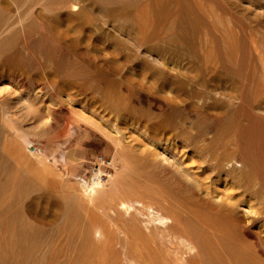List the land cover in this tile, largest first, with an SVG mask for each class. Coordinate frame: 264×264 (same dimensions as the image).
Wrapping results in <instances>:
<instances>
[{
  "label": "rangeland",
  "instance_id": "obj_1",
  "mask_svg": "<svg viewBox=\"0 0 264 264\" xmlns=\"http://www.w3.org/2000/svg\"><path fill=\"white\" fill-rule=\"evenodd\" d=\"M43 1L39 3L37 10H40ZM228 1L231 2L189 0L196 14L206 16L211 26L212 22L217 23L215 24L217 29H212L205 24L201 26L200 31H197L195 40L200 48L199 53H205H203L204 56L201 55L202 57L207 54L205 48L224 44V42L221 43L223 39L226 41L230 39L229 46H232V40H234V46L240 47L237 49L238 58L245 52L242 59L245 63L243 66L240 64L243 73L241 75L239 72L240 75H238L241 77L237 79V73L235 75L231 72V78H234L231 80H234L232 83L230 80L219 79L222 77H220L222 70L217 69L219 68L217 65H220V68L222 66L217 60V48H213L217 55L212 52L211 58L207 56L208 59L198 62L197 56L187 52L186 41L180 40L186 43V45L183 43L184 46L178 43L180 41L169 40L171 30L169 32L166 29V31L162 30L163 28L159 29L164 22L155 26L156 23L153 22H156V19H152L150 15V19L147 16L143 19L131 18L132 15L108 18L102 14L99 15L95 0H55L57 5H62L60 10L57 9L61 11L63 17H56L52 11L45 10L47 19L45 24L42 25V20L33 19L35 23L37 21L34 34L36 44L27 51L28 60L26 62L19 60L13 67V69L16 68L15 70L20 68L19 72H23V75L0 76V90L8 93L10 91V101L13 106L12 112L6 116L17 121L16 129H10L2 112H0V125L3 135H10L11 132L16 135L17 131L23 134L35 152L42 155L50 166L45 167L40 164L39 160L31 155L20 137V139L11 137L12 140L2 156L7 159L11 169H18L22 174L30 177L31 182H29L33 185L32 194L31 197L24 198L34 201L31 203L29 215L26 212V202L21 200L24 204H22L23 216L39 229H45L47 234L49 233L53 246L51 264H168L166 258L169 255L165 246L167 235L181 233L182 230L177 225L166 228L157 221L154 223L151 218L153 213L162 212L159 206L160 193L161 195L168 193L180 202L183 200L181 204L179 203L180 213L183 216H181L182 222L200 233L197 238L203 246L201 247L203 253H197L196 248L194 253L188 254V264H195V262L200 264L201 257L208 251L205 249L207 247L210 250L207 253L211 256L218 255L213 256L217 260L220 257L225 264L242 262V264H264V102L262 103L264 86H261L264 83H262L264 80V0ZM123 2L124 0L119 1L120 4H124ZM11 5L15 4L11 2ZM74 5L78 8L75 11L72 10ZM172 6H174L173 3H171ZM81 11L90 17L88 22L80 23ZM12 12L16 11H11L9 15L16 18L17 14L13 15ZM241 12L243 15L240 14ZM67 15L69 16L66 17ZM143 21L150 23L143 26ZM20 26L21 24H17L18 28H21ZM177 31V28L172 30V32ZM155 32L158 35H155ZM153 33L157 38H153ZM188 36L191 37V34ZM217 41H220L219 45ZM229 46L227 50H234ZM240 50L243 52L241 53ZM234 51L230 52L234 53ZM230 52L229 54L233 55ZM209 59H216L218 64ZM205 60L210 63L205 65ZM241 62L237 61V63ZM213 64H216L215 69L211 68ZM236 64L235 67L239 69V65ZM233 65L230 64L235 71ZM155 67L158 68V70L155 69L156 72L164 71L165 73L152 71ZM260 69L262 71L258 75ZM215 70H218V73ZM199 73L204 75L202 79ZM250 73L253 78L248 75ZM248 77L251 78V82L255 80L254 83L252 82V87ZM242 78L244 83L241 82ZM244 79H248L250 84ZM235 81L243 91L234 92ZM245 82H248V85ZM231 84L234 86L231 87ZM186 85H189V88ZM254 85L262 91V93L257 92L262 95H258L261 96L260 101L254 93L257 90ZM238 92L240 99H237ZM243 93H246L245 97ZM234 97L235 100H233ZM248 97L251 104L246 103ZM257 100L260 102L259 105L262 104L261 106L257 105ZM33 101H37V104ZM254 101L256 104L253 105ZM241 103L244 105L241 106ZM28 109H32L33 112L30 113ZM248 110L253 112V115L248 114ZM246 113L248 117L250 116L249 118L245 115ZM243 116L248 119L247 122L244 121L246 119ZM249 119H251L250 122ZM257 120H261V123L259 124ZM243 121L247 123L249 129ZM251 121L257 126L250 125ZM243 130L250 135L246 133L242 135ZM240 131L241 135L237 137ZM164 136L169 139L167 144ZM248 136L250 141L247 140ZM15 139L22 144L20 146L22 157L19 158L15 157V153H9V148ZM253 145L257 147V153ZM175 146L181 152L177 151L178 154L174 157L172 151L176 149ZM237 147L240 152L235 149ZM237 153L241 158L245 156L244 159L240 158L241 169L238 168L228 175L225 172L220 174L217 169L214 170L216 161L232 158ZM258 154L260 159L256 158ZM219 155H222L221 159ZM100 156L110 163L109 167L97 166L96 160ZM179 162L187 165L190 171L187 178L191 179L195 185L197 182L198 187L196 186L194 190H189L177 183V178L185 172L179 171L181 168L178 167ZM250 163L253 165L250 166ZM254 165L257 167L253 168ZM258 165L262 166L258 167ZM100 171L101 181L94 185L95 176ZM174 184H177L175 186L179 188L174 189ZM84 185L89 188H84ZM93 186H98L96 193L89 190ZM171 193L178 195V198ZM124 197L129 200L137 198L136 200L142 202L144 200V202L157 201L158 203H154L150 209L151 212L153 211L152 214L148 213L149 210L142 209L140 212L141 205L138 203H133L134 207L125 212L118 208L117 203ZM225 200L227 202H224ZM230 202L235 203L234 208H231ZM137 205H140V208ZM191 205L195 206L194 209L192 208L195 211L189 209ZM157 206L161 210L154 208ZM225 206L228 207L229 212ZM190 212H193V215ZM232 214L235 215L232 216L234 219L231 217L229 221L235 223L236 220L238 224L228 222ZM199 216L203 220L206 219L207 224L211 221L210 225L206 227L204 224L202 227L203 222L202 220L199 222ZM223 217L227 219L224 220ZM202 243L205 244L202 245Z\"/></svg>",
  "mask_w": 264,
  "mask_h": 264
},
{
  "label": "bare ground",
  "instance_id": "obj_2",
  "mask_svg": "<svg viewBox=\"0 0 264 264\" xmlns=\"http://www.w3.org/2000/svg\"><path fill=\"white\" fill-rule=\"evenodd\" d=\"M42 0H0V76H4V75H9V76H15V77H17V76H20V75H23V72H19V69L20 68H18V70H15V69H13V67H14V65H15V63L18 61L19 62V60L20 61H25L26 62V60H28L27 58H28V53H27V51H29V50H31L32 48H33V46L36 44L35 42H36V40H34V34H35V30H36V24H37V21H36V23L34 22V20L35 19H39V20H42L43 22H42V25H43V23L45 24L46 22H47V19H46V16H45V10H49V11H52L53 12V14L54 15H56V17H59V16H61L62 15V13H61V11H58V9L60 10L61 8L60 7H62V5L61 6H59V5H57V3L55 2V0H47V1H43V4H41L42 5V7L40 8V10H37L36 8H37V6L38 5H40L39 3L41 2ZM64 1V0H63ZM119 1L120 0H95V4H96V7H97V12L99 13V15L100 14H102V16L104 15V16H106V17H108V18H116V17H129V16H131L132 15V17L131 18H133V17H135V18H138V17H140V19H143V17L144 16H147V17H149V19L151 18L150 16H152V19H156L155 21L156 22H153L154 24H155V26H157L159 23H161V22H164V25L162 26V27H158L159 29H161V28H163L162 30H164V31H166V30H169V32H170V30H171V32L169 33V34H171V35H169V40H171V41H173V42H178V41H180V40H184V41H186V43H187V46H185L186 45V43L183 41H180V42H178V43H182V45H184L185 47H188L187 48V52H191V53H193V55H195V56H197V59H196V61L198 60V62L200 61H203L207 56H208V58H211L212 57V52H214L213 50H215L216 48V53L218 54V61L220 62L219 64H221V68H220V65H217V67H219V68H217V69H221L220 71H221V73H220V77L221 78H219V79H224V80H232V79H234V78H231V72H233L235 75H236V73H237V79L239 78V77H241V76H239L240 75V73L239 72H241V70L243 69V68H241V65L243 66V64L245 63V62H243L242 61V59H244L243 58V56L245 55V52H244V54H241L243 51H241L240 50V54L241 55H243V56H240L239 58H238V50L237 49H240V47L238 48H236L235 46H234V43H233V41L234 40H232V46H229V45H231V41H230V39H228L227 41L225 40V39H223L224 41H221V43L222 42H224V46L221 44V45H219V42L220 41H217L218 43V45L219 46H217V47H213V48H215V49H213V48H211V47H209L208 46V48H210V49H208V48H205L206 49V51H207V54H206V56L205 57H202L201 55H203V53L201 54V53H199V47H198V45H197V43H196V40H195V36L197 35V31L199 30L200 31V28H201V26H203V25H205V24H208L207 26H210V27H212V29L213 28H216L217 29V27L215 26V24H217V23H213L212 22V26L208 23V21H207V19H206V16L204 17V15H200V14H196L195 13V10H194V8L192 7V5L190 4V2H189V0H124V4H120L119 3ZM125 1H126V3H125ZM11 2L12 3H14L15 5V8H14V6H12L11 5ZM84 2V1H83ZM229 2H231V1H228L227 0V3H229ZM92 3V2H91ZM171 3H173L174 4V6H172L171 7ZM78 5V4H77ZM82 5V4H81ZM134 9H132V8ZM229 7V6H228ZM58 8V9H57ZM56 9H57V12H56ZM76 9H78L77 8V6L76 5H74V7L72 8V10H76ZM93 9V8H92ZM229 9H230V7H229ZM82 10V9H81ZM11 11H16L15 13H13V15H15V14H17V16H16V18H13V16L11 15H9V13L11 12ZM79 12V11H78ZM193 14V15H192ZM240 14H242V12L240 13ZM34 15V16H33ZM66 15V14H65ZM150 15V16H149ZM243 15V14H242ZM48 16V15H47ZM69 15H67L66 17H68ZM101 16V15H100ZM208 16V15H207ZM51 17V16H50ZM61 17H63V16H61ZM93 18V17H92ZM103 18V17H102ZM107 18V19H108ZM34 19V20H33ZM50 19V18H49ZM73 19V18H72ZM79 19H80V23H86V22H88V20L90 19V17H88V15H86V13L85 12H80L79 13ZM148 19V18H147ZM209 19H210V17H209ZM165 20H167V21H165ZM73 21V20H72ZM113 21V20H112ZM152 21H154V20H152ZM216 21V20H215ZM50 22V21H49ZM124 22H125V20H124ZM145 21H143V23H144ZM166 22V23H165ZM142 23V24H143ZM150 22H148V23H144L143 24V26L144 25H148ZM17 24H21V28H18L17 27ZM89 24V23H88ZM49 25V24H48ZM56 25V24H55ZM240 25V24H239ZM52 26V25H51ZM59 26V25H58ZM154 26V25H153ZM250 26V25H249ZM41 27V26H40ZM50 27V26H49ZM147 26H145V28H146ZM210 27H208V28H210ZM41 28H43V27H41ZM137 28V27H136ZM156 28V27H155ZM175 28H177L178 29V31L177 32H172V30L173 29H175ZM250 28V27H249ZM258 28V27H257ZM144 29V28H143ZM148 29H149V27H148ZM151 29V28H150ZM166 29V30H165ZM203 30V29H202ZM209 30H211V29H209ZM215 30V29H214ZM42 31H44V30H42ZM151 31V30H150ZM174 31H176V30H174ZM157 32V31H156ZM155 32V35L157 34L158 35V33H156ZM168 32V31H167ZM167 32H165V33H167ZM253 32V31H252ZM136 33V32H135ZM144 33V32H143ZM143 33H141V34H143ZM204 33H205V30H204ZM264 33V32H263ZM168 34V33H167ZM188 34H191V37H189L188 36ZM258 34H260V33H258ZM154 35V33H153V38H155L156 36ZM214 35V34H213ZM146 36V35H145ZM168 36V35H167ZM215 36V35H214ZM261 36H262V34H261ZM260 36V37H261ZM160 37V36H159ZM235 37V36H234ZM157 38V37H156ZM165 38V37H164ZM200 38V37H199ZM217 38V37H216ZM263 38V37H262ZM261 38V39H262ZM141 39H143V38H141ZM264 39V38H263ZM211 40V39H210ZM212 40H214V39H212ZM216 40V39H215ZM214 40V41H215ZM219 40V39H218ZM256 40V39H255ZM236 41H237V39H236ZM250 41V40H249ZM263 41V40H262ZM77 42V41H76ZM201 42V41H200ZM254 42V41H253ZM79 43V42H78ZM88 43V42H87ZM86 43V44H87ZM155 43V42H154ZM184 43V44H183ZM205 43V42H204ZM48 44V43H47ZM80 44V43H79ZM161 44V43H160ZM22 45V46H21ZM65 45V44H64ZM82 45V44H81ZM158 45V44H157ZM212 46H213V44H211ZM210 45V46H211ZM252 45V44H251ZM260 45V44H259ZM204 46V45H203ZM214 46H216V44H214ZM221 46H223V47H221ZM230 47V48H232V49H234V50H236L237 52H235L234 50H227L228 48L227 47ZM258 46V45H257ZM219 47H221V48H219ZM225 47H226V49H225ZM233 47H235V48H233ZM249 47V46H248ZM66 48V47H65ZM120 48V47H119ZM158 48V47H157ZM42 49V48H41ZM114 49V48H113ZM177 49V48H176ZM264 49V48H263ZM159 51H161L160 49H158ZM157 49H156V51H158ZM246 50V49H245ZM123 51V50H122ZM133 51V50H132ZM183 51V50H182ZM230 51H234V53H232V52H230V53H232L233 55H230L229 54V52ZM249 51H251V50H249ZM259 51V50H258ZM264 51V50H263ZM32 52V55H33V51H31ZM201 52H202V50H201ZM66 53V52H65ZM116 53V52H115ZM133 53H135V52H133ZM190 53V54H191ZM211 53V54H210ZM215 53V52H214ZM215 53V55H217ZM258 53V52H257ZM34 54H35V52H34ZM70 54V53H69ZM137 54V53H136ZM135 54V55H136ZM205 54V53H204ZM236 54H237V56H236ZM246 54H248V52L246 53ZM249 54H250V52H249ZM73 55H75V53L73 54ZM94 55V54H93ZM214 55V56H215ZM251 55V54H250ZM194 56V57H195ZM204 56V55H203ZM238 58V60H236L237 58ZM247 56V55H246ZM24 58V60H23V58ZM35 57V56H34ZM58 57V56H57ZM216 57V56H215ZM214 57V58H215ZM70 58V57H69ZM141 58V57H140ZM208 58H206V59H208ZM213 58V59H214ZM236 58V59H235ZM256 58V57H255ZM195 59V58H194ZM213 59H209L210 61H212ZM215 59V60H216ZM234 59V60H233ZM257 59H259V58H257ZM110 60V59H109ZM122 60V59H121ZM128 60V62H129V59H127ZM215 60H213V61H215ZM236 60V61H235ZM262 60V59H261ZM116 61V60H115ZM160 61V60H159ZM206 61V64L205 65H207V63L209 62L210 63V61H208L207 62V60H205ZM212 61V62H213ZM234 61L237 63V61L238 62H241V63H237L238 65H239V67L241 68H239L238 69V67L236 68L235 67V64L236 63H234ZM127 62V63H128ZM234 63V65H233V63ZM259 62V61H258ZM101 63V62H100ZM214 63V62H213ZM215 63L216 64H218L216 61H215ZM18 64V63H17ZM27 64V63H26ZM34 64V63H33ZM68 64V63H67ZM71 64H73V63H71ZM116 64V63H115ZM148 64V63H147ZM202 64V63H201ZM203 64H204V62H203ZM212 64V63H211ZM216 64H213V67H212V65H211V68H213V69H215L216 67H214V66H216ZM230 64H232L235 68H234V70L235 71H233V67L231 68V66H230ZM236 64V65H237ZM241 64V65H240ZM208 65H210V64H208ZM36 66V65H35ZM127 66V65H126ZM149 66V65H148ZM198 66V65H197ZM16 67V66H15ZM208 67V66H207ZM104 69V68H103ZM125 69V68H124ZM155 69H157L158 70V68H153L152 69V71H155ZM213 69H211V70H213ZM238 69V70H237ZM160 70V69H159ZM263 70H264V68H263ZM21 71V70H20ZM28 70H26V72H27ZM68 71H70V70H68ZM82 71V70H81ZM214 71V70H213ZM216 71V70H215ZM261 71H262V69H260V73H258V75L259 74H261ZM25 72V73H26ZM156 72V71H155ZM159 73H161V71H158ZM158 72H156V73H158ZM217 73H218V70L216 71ZM162 73H165L164 71H162ZM161 73V74H162ZM242 73L243 72H241V75H242ZM234 74H232V75H234ZM239 74V75H238ZM244 74H245V72H244ZM243 74V75H244ZM264 74V73H263ZM26 75H29V74H26ZM71 75V74H70ZM156 75V74H155ZM199 75H200V73H199ZM203 75V74H202ZM202 75H200L201 77V79H202ZM234 75V76H235ZM248 75H250V77H252L253 78V75H252V73H250V74H248ZM30 76V75H29ZM35 76H37V75H35ZM83 76V75H82ZM156 76H158V75H156ZM163 76L165 77V75L163 74ZM204 76V75H203ZM261 76V75H260ZM260 76H258V77H260ZM33 77V76H32ZM164 77H162L163 79H164ZM215 77V76H214ZM236 77V76H235ZM250 77H248L249 78V80L251 79ZM257 77V78H258ZM22 78V77H21ZM51 78V77H50ZM246 78H247V76H246ZM261 78H262V76H261ZM52 79V78H51ZM222 79V80H223ZM255 79V78H254ZM40 80V79H39ZM39 80H38V82H39ZM240 80V79H239ZM245 80V79H244ZM247 81H248V79H246ZM245 80V81H246ZM261 80H263V78L261 79ZM176 81V80H175ZM234 81V80H233ZM233 81H231V83L233 82ZM255 82V80H252V82ZM258 81H259V79H258ZM205 82V81H204ZM225 82H227V81H225ZM241 82H243L244 83V81H243V78H242V81ZM249 82V81H248ZM248 82H245V84H247ZM250 82H251V80H250ZM250 82H249V84H250ZM252 82H251V84H250V87H252L253 85H252ZM253 82V83H254ZM264 82V80L262 81V83ZM178 83V82H177ZM240 83V82H239ZM257 83H259V82H257ZM261 83V84H262ZM183 84H184V82H183ZM256 84V83H255ZM260 84V83H259ZM258 84V85H259ZM29 85V84H28ZM43 85V84H42ZM51 85V84H50ZM67 85V84H66ZM185 85V84H184ZM230 85V84H229ZM234 85L235 86H237V85H239L238 84V82L237 81H235L234 82ZM233 84H231V87L232 86H234ZM243 85V84H242ZM248 85V84H247ZM252 85V86H251ZM186 86H188V88H189V85H186ZM235 86H234V88H233V90H235L234 92H237V91H239V90H241V87L240 86H237L236 87V89H235ZM246 86V85H245ZM257 86V85H256ZM261 86H264V83H263V85H261ZM260 86V87H261ZM90 87H91V85H90ZM89 87V88H90ZM179 87H181L180 85H179ZM183 87H185V86H183ZM247 87V86H246ZM245 87V88H246ZM254 87H255V85H254ZM73 88V87H72ZM88 88V89H89ZM186 88V87H185ZM248 88V87H247ZM246 88V89H247ZM256 88V87H255ZM259 87H257L256 89L258 90H256V92H254L257 96L258 95H261V93H262V91H259V90H261V89H258ZM10 89V88H9ZM71 89V88H70ZM164 89V88H163ZM183 89V88H182ZM192 89V88H191ZM250 89H252V88H250ZM67 90V89H66ZM185 90V89H184ZM188 90V89H187ZM224 90V89H223ZM232 90V89H231ZM9 91V90H8ZM86 91V90H85ZM192 91V90H191ZM225 91H226V89H225ZM224 91V92H225ZM241 91H243V90H241ZM248 91V90H247ZM72 92V91H71ZM194 92H196V91H194ZM227 92V91H226ZM233 91H232V93H234ZM244 92H246V90L244 89ZM249 92V91H248ZM252 92V91H251ZM257 92H261V93H257ZM198 93V92H197ZM199 93H201V92H199ZM242 93V92H241ZM264 93V92H263ZM204 94V93H203ZM202 94V96H205V95H203ZM246 94V93H245ZM245 94L243 93L242 95H244V97H245ZM189 95V94H188ZM191 95H193V94H191ZM201 95V94H200ZM206 95H208L207 93H206ZM226 95V94H225ZM224 95V96H225ZM238 95L239 96H237V99L240 97V94H239V92H238ZM249 94L247 93V96H248ZM255 95V97H257ZM262 95H264V94H262ZM261 95V96H262ZM68 96V95H67ZM193 96H195V95H193ZM199 96V95H198ZM254 96V95H253ZM252 96V97H253ZM261 96H258L257 98H258V100L260 99V97ZM201 97V96H200ZM205 97H207V96H205ZM235 97H236V95H235ZM235 97H234V99L233 100H235ZM243 97V98H244ZM250 97V96H249ZM248 97V100L246 101V99H247V97H246V99H245V101H246V103H250L251 102V100L249 101V98ZM254 97V99L256 100V98ZM203 98V97H202ZM226 98V97H225ZM228 98V97H227ZM232 98H233V96H232ZM240 99V98H239ZM253 99V100H254ZM262 99H264V98H262ZM261 99V100H262ZM252 100V101H253ZM257 100V102H258V104L257 105H259V101ZM200 101V100H199ZM204 101V100H203ZM244 101V102H245ZM249 101V102H248ZM34 102V101H33ZM37 102V101H36ZM36 102H34V103H36ZM69 102V101H68ZM228 102V101H227ZM229 102H232V101H229ZM256 101H254L253 102V105L254 104H256L255 103ZM264 102V100H262V103ZM82 103V102H81ZM237 103V102H236ZM37 104V103H36ZM57 104V103H56ZM195 104V103H194ZM225 104V103H224ZM230 104V103H229ZM232 104H233V102H232ZM242 104V103H241ZM247 104V105H248ZM251 104V103H250ZM226 105V104H225ZM237 105V104H236ZM235 105V106H236ZM244 104H242L241 106H243ZM262 105V104H261ZM261 105H259V106H261ZM82 107V106H81ZM85 107V106H84ZM226 107V106H225ZM255 107V106H254ZM12 108H13V106H12V104H11V101H10V91H9V93L8 92H4L3 90H0V112H2L3 113V115L2 116H4V118H5V122H7V124L10 126V129L12 130V129H16V123H17V121L15 120V119H13L12 117H9V116H6L8 113H11L12 112ZM29 108H30V106H29ZM199 108V107H198ZM243 108V107H242ZM248 108H249V105H248ZM251 108V107H250ZM252 108H253V106H252ZM251 108V109H252ZM78 109V108H77ZM80 109V108H79ZM85 109H87V108H85ZM195 109V108H194ZM230 109H231V107H230ZM254 109V108H253ZM257 109H260V108H258L257 107ZM256 109V110H257ZM29 110V112L30 113H32L33 112V110L31 109H28ZM262 110V109H261ZM79 111H81V110H79ZM249 112H247L248 114H250L251 112H250V110H248ZM254 111V110H253ZM263 111V110H262ZM83 112V111H82ZM81 112V113H82ZM199 112V111H198ZM201 112V111H200ZM234 112V111H233ZM237 112H238V110H237ZM245 113V112H244ZM245 114V115H247V117H248V114ZM253 113V112H252ZM251 113V115H253ZM68 114V113H67ZM237 114H239V113H237ZM233 116V115H232ZM237 116V115H236ZM234 117V116H233ZM244 117V116H243ZM243 117H242V119H243ZM250 117V116H249ZM248 117V118H249ZM253 118H255L254 116H252ZM209 118V117H208ZM228 118V117H227ZM256 118H258V117H256ZM198 119V118H197ZM242 119H241V121H242ZM244 119H246V117H244ZM247 120L248 119H246V120H244V121H246L247 122ZM250 120L251 119H249V122H250ZM3 121V120H2ZM243 121V122H244ZM254 121H255V119H254ZM258 121V123L260 122L261 123V120L259 121V120H257ZM197 122V121H196ZM198 123V122H197ZM211 123H212V121H211ZM256 123V122H255ZM259 123V124H260ZM166 124V123H165ZM217 124V123H216ZM234 124V123H233ZM245 126H247L246 124H245V122L243 123ZM249 124V123H248ZM253 124H254V122H253ZM253 124H252V121H251V124L250 125H252L253 126ZM263 124V123H262ZM210 125V124H209ZM219 125V124H218ZM167 126V125H166ZM206 126V125H205ZM208 126V125H207ZM211 126V125H210ZM251 126V127H252ZM255 126H257V125H255L254 124V127ZM5 127H6V123H5ZM190 127V126H189ZM209 127V126H208ZM248 127V129H249V126H247ZM250 127V128H251ZM211 128V127H210ZM213 128V127H212ZM241 128V127H240ZM261 128V127H260ZM232 130V129H231ZM247 130V129H246ZM14 131V130H13ZM163 131V130H162ZM242 131V130H241ZM241 131H240V134L239 135H237V137H239L240 135H241ZM250 131V130H249ZM252 131V130H251ZM247 132V131H246ZM246 132H244V130H243V133H242V135H244ZM237 133V132H236ZM6 134H7V132H6ZM246 134H248V135H250L249 134V132L248 133H246ZM168 135V134H167ZM215 135V134H214ZM264 135V134H263ZM262 135V136H263ZM247 136V135H246ZM245 136V137H246ZM11 137H14V138H18V139H20V138H22L23 139V141H24V143L26 144V147H28V149H29V152L31 153V155H33L35 158H36V160H39V163L40 164H42V165H44L45 167H47V166H50V165H48V163L46 162V159L42 156V155H39V154H37L36 152H35V150L33 149V146L31 145V143L26 139V137L23 135V134H21L20 132H18L17 131V133H16V135H14L12 132L10 133V135H3V131H2V127H1V125H0V264H51V260H52V255H53V253H52V249H53V246H52V242H51V240H50V238H49V236H48V234H47V230H45V229H43V230H41V229H39L38 227H37V225H35L32 221H30V220H27V219H25V217L23 216V211H22V202H26L25 203V207L27 208L26 209V212L30 215V206H31V203H32V201H34L33 199H29V200H25V198L24 197H26V196H30L31 197V194H32V192H31V189L33 190V185L30 183L31 181H30V177L29 176H25L24 174H22L18 169L17 170H15V169H11V167H9L10 166V164L8 163V161H7V159H4L3 158V156H2V154L4 153V152H6V149H7V146H9L8 145V143L12 140V138ZM20 137V138H19ZM165 137V136H164ZM163 137V138H164ZM168 137V136H167ZM243 137V136H242ZM250 137H252V136H250ZM175 138V137H174ZM202 138V137H201ZM208 138V137H207ZM260 138V137H259ZM263 138V137H262ZM165 139H166V137H165ZM245 141H246V139H244ZM247 140H249V136H248V138H247ZM260 140V139H259ZM264 140V139H263ZM15 141V142H14ZM13 142L14 143H12V145H11V148H9V153L10 152H13V153H15L14 155H15V157L17 156L18 158L19 157H22V151H21V148H20V146L22 145L21 144V142L20 141H18L17 139H15ZM217 141V140H216ZM227 141V140H226ZM250 141V140H249ZM167 142H169V139H166V141H165V143L167 144ZM206 142V141H205ZM232 142V141H231ZM261 142H262V140H261ZM230 143V142H229ZM259 143H260V141H259ZM183 144V143H182ZM185 144V143H184ZM198 144V143H197ZM253 144V143H252ZM224 145H226L225 143H224ZM182 146H184L185 147V145H182ZM203 146V145H202ZM223 146V145H222ZM232 146V145H231ZM255 146H256V144H255ZM260 146V145H259ZM263 146V145H262ZM176 147V146H175ZM241 147H243V146H241ZM252 147H254V145L252 146ZM162 148H163V146H162ZM246 148V147H245ZM250 148H251V146H250ZM255 148V147H254ZM257 148V147H256ZM255 148V149H256ZM260 148V147H259ZM258 148V149H259ZM165 149H167V147H165ZM177 149V150H176ZM176 149H174L173 151H172V153L174 154V157H175V154H178V152L180 151L181 152V150H179L177 147H176ZM186 149V148H185ZM216 149V148H215ZM219 149V148H218ZM235 149H237V152H240L239 150H238V147L237 148H235ZM253 149V148H252ZM183 150V149H182ZM178 151V152H177ZM184 152V151H183ZM229 153H233V152H229ZM256 153H257V149H256ZM261 153V152H260ZM7 154H8V152H7ZM155 154V153H154ZM172 154V155H173ZM242 154H244V153H242ZM248 154V153H247ZM184 155H185V153H184ZM200 155V154H199ZM224 155H225V153H224ZM235 155V154H234ZM233 155V157L232 158H226L225 160H218V161H216V163H215V167H214V170H216L217 169V171L218 172H220V174H221V172H225L227 175H228V173H230V172H234L236 169H241L242 168V160L241 159H244L245 158V156H244V158H241L240 157V154H238L237 153V155H239V156H237V155H235L234 156ZM187 156V155H186ZM214 156V155H213ZM220 156H222V155H219V159H221L220 158ZM242 156V155H241ZM251 156H252V154H251ZM250 156V157H251ZM256 156V155H255ZM11 157H13V156H11ZM193 157V156H192ZM243 157V156H242ZM250 157H249V159H250ZM259 157V159L261 158L260 156H259V154H258V156L256 157V158H258ZM17 158V159H18ZM241 158V159H240ZM253 159V158H252ZM172 161V160H171ZM193 161H194V159H193ZM258 161V160H257ZM256 161V162H257ZM49 162V161H48ZM250 162H252V161H250ZM259 163V162H258ZM263 163H264V160H263ZM39 164V165H40ZM178 167H181V168H179V171L182 173L183 171H185V172H183L182 173V176H180V177H175V178H177V183L179 184V185H181V186H184V187H186L187 189H189V190H194L195 188H196V186H197V182H196V185L191 181V179H189V178H187V177H189V175H190V171L188 170V168H187V165L185 164H183V162H179L178 163ZM202 165V164H201ZM253 165V164H252ZM251 165V163H250V166H252ZM173 166V165H172ZM249 166V165H248ZM255 166V165H254ZM260 166H262V165H260ZM259 165H258V167H260ZM41 167V166H40ZM205 167V166H204ZM244 167V166H243ZM247 167V166H246ZM257 166H255V167H253V168H256ZM191 168V167H190ZM208 168V167H207ZM48 169V168H47ZM200 169V168H199ZM252 169V168H251ZM193 170V169H192ZM40 171H41V169H40ZM40 171H39V173H40ZM256 171V170H255ZM260 172V171H259ZM100 174H101V171L99 172ZM240 173V172H239ZM149 174V173H148ZM224 174V173H223ZM262 174H263V172H262ZM42 175H43V171H42ZM45 175V174H44ZM243 175V174H242ZM170 177H172V176H170ZM147 178V177H146ZM157 178V177H156ZM174 178V179H175ZM220 178V177H219ZM222 178V177H221ZM149 179V178H148ZM223 179V178H222ZM226 179V178H225ZM153 180V179H152ZM151 180V181H152ZM195 180V179H194ZM216 180H218V179H216ZM30 181V182H29ZM162 181V180H161ZM169 181V180H168ZM173 181V180H172ZM196 181V180H195ZM223 181H225V180H223ZM249 181V180H248ZM219 182V181H218ZM227 182V181H226ZM252 182V181H251ZM30 183V184H29ZM164 183V182H163ZM169 183H170V181H169ZM207 183V182H206ZM217 183V182H216ZM168 184V183H167ZM173 184V183H172ZM234 184V183H233ZM91 185V184H90ZM99 185H101V184H99ZM98 185V186H99ZM175 185H177V184H174V189H176V188H179V187H176ZM232 185V184H231ZM92 186V185H91ZM98 186H93V187H91V189H89L90 191H92L93 193H96V188L98 187ZM171 186H173V185H171ZM198 187V186H197ZM84 188H86V189H88L89 187H87L86 185H84ZM173 188V187H172ZM249 189V188H248ZM137 190V189H136ZM135 190V191H136ZM178 190H180V189H178ZM230 189H228V191H229ZM233 190V189H232ZM262 190V189H261ZM149 191H151L150 189H149ZM161 191V190H160ZM175 191V190H174ZM200 191V190H199ZM238 191V190H237ZM251 191V190H250ZM176 192V191H175ZM184 192V191H183ZM207 192H208V190H207ZM119 193V192H118ZM144 193V192H143ZM187 193V192H186ZM226 193V192H225ZM101 194V193H100ZM164 194V193H163ZM161 195V193H160V199H159V203H160V205L159 206H161V209H162V212L161 211H157V210H155V211H157L156 212V214L155 213H153V211L151 212L150 211V209L153 207V205H154V203L155 204H157L158 202L156 201L157 199H155V201L156 202H151V201H148V202H144V200H143V202L141 201V200H136V199H134V200H129V199H125V197L124 198H121V199H119V201L117 202L118 203V208H120V209H122V210H124L125 212L128 210L129 211V209H131V207L133 206V203H138V204H140L141 205V209H140V212H142L141 210L143 209V210H149V212L148 213H150V214H152V216H151V218L153 219V221H154V223H155V221H157V223L159 224H163L166 228H171L173 225H177L182 231H180L181 233H176V234H168L167 235V238H166V240H165V246H166V250L168 251V255H169V257H167L166 258V261H167V263L168 264H188V254H191V253H194L195 252V250H196V248H197V253H203V251H202V248L201 247H203V246H201V244H200V240H198L199 238H197V237H199L200 235V233H198L197 231H196V229L195 228H193V227H191V226H189V225H185V223H183L182 222V218H181V213H180V208L179 207H181L180 205H179V203L181 204V202H183V200H181V198H180V200H181V202L179 201V200H177L176 198H174V196H172V195H170V194H164V195ZM171 194H173V195H175L174 193H171ZM177 194V193H176ZM179 194V193H178ZM184 196H185V194L184 193H182ZM193 194V193H192ZM220 194H222V193H220ZM139 195V194H138ZM188 195V194H187ZM223 195H224V193H223ZM148 196V195H147ZM155 196V195H154ZM176 196V195H175ZM179 196H180V194H179ZM183 196V197H184ZM221 196V195H220ZM44 197V196H43ZM149 197V196H148ZM177 198H178V195L176 196ZM182 197V196H181ZM190 197V196H189ZM206 197V196H205ZM218 197V196H217ZM224 197H225V195H224ZM34 198V197H33ZM108 198V197H107ZM140 198V197H139ZM158 198V197H157ZM196 198V197H195ZM23 199V200H22ZM133 199V198H132ZM154 199V198H153ZM193 199V198H192ZM208 199V198H207ZM227 199V198H226ZM234 199H236V198H234ZM21 200H22V202H21ZM148 200V199H147ZM146 200V201H147ZM186 200H188V199H186ZM92 201V200H91ZM224 202H227V200H225ZM190 203V202H189ZM21 204V205H20ZM184 204H186V205H188V203H184ZM193 204V203H192ZM208 204V203H207ZM230 206H231V208L234 206V204L235 203H233V202H230ZM24 205V204H23ZM140 205L138 206L139 208H140ZM190 205V204H189ZM194 205H196V203L194 204ZM197 205H199V204H197ZM201 205H203V204H201ZM229 205V204H228ZM107 206V205H106ZM136 206V205H135ZM200 206V205H199ZM220 206V205H219ZM134 207V206H133ZM193 207H195V206H192L191 205V207L189 206V209L191 208V211H195V210H192V208ZM204 207V206H203ZM208 207V206H207ZM226 207V206H225ZM114 208V207H113ZM154 208H158V209H160V207H154ZM184 208V207H183ZM186 208V207H185ZM197 208V207H196ZM224 208V207H223ZM227 208V211H228V207H226ZM230 208V207H229ZM231 208H230V210H231ZM234 208V207H233ZM160 209V210H161ZM194 209V208H193ZM208 209V208H207ZM206 209V210H207ZM237 209V208H236ZM183 210H186V209H183ZM199 210V209H198ZM205 210V209H204ZM107 211H109V210H107ZM106 211V212H107ZM189 211V210H188ZM200 211V210H199ZM211 211V210H210ZM215 211V210H214ZM225 211V210H224ZM226 211V212H227ZM203 212V211H202ZM216 212V211H215ZM229 212V211H228ZM227 212V215L229 214ZM233 212V211H232ZM232 212H230V213H232ZM148 213H146L147 215H148ZM184 213V212H183ZM189 213V212H188ZM191 213V212H190ZM197 213V212H196ZM200 213V212H199ZM107 214V213H106ZM192 215H193V212L191 213ZM203 214H205V213H203ZM235 214V213H234ZM189 215V214H188ZM195 216H197L196 214H194ZM220 215V214H219ZM223 215H225V214H223ZM32 216V215H31ZM149 216V215H148ZM204 216V215H203ZM229 216V215H228ZM232 216H235V215H231L230 217H229V219H228V222H230V223H233V224H238L237 222H236V220H235V223H234V221L232 222V221H229L230 220V218L232 217ZM121 217V216H120ZM183 217V216H182ZM198 217V216H197ZM215 217V216H214ZM225 217V216H224ZM223 217V218H224ZM227 217V216H226ZM185 218V217H184ZM206 218V217H205ZM208 218V217H207ZM211 218V217H210ZM210 218H209V220H210ZM218 218V217H217ZM233 218V217H232ZM194 219H197V218H194ZM199 222L202 220V222H203V224H202V227L204 226V224L206 225V227H207V225H210V222L207 224V223H205L206 221V219H202V218H200V216H199ZM227 219V218H226ZM225 218H224V220H226ZM234 219V218H233ZM235 219H236V217H235ZM257 219V218H256ZM261 219V218H260ZM47 220V219H46ZM151 220V219H150ZM186 220V219H185ZM218 220H220V219H218ZM217 220V221H218ZM189 221V220H188ZM187 221V222H188ZM255 221V220H254ZM194 222V221H193ZM196 222H198L197 220H196ZM227 222V221H226ZM158 224H156V226L158 225ZM219 224H220V222H219ZM252 224V223H251ZM218 225V224H217ZM230 225V224H229ZM246 225H247V223H246ZM154 226V225H153ZM156 226H154V227H156ZM162 226V225H161ZM223 226V225H222ZM158 227V226H157ZM163 227V226H162ZM195 227V226H194ZM206 227H205V229H206ZM212 227H213V225H212ZM215 227H216V225H215ZM221 227V226H220ZM165 228V229H166ZM175 228V227H174ZM210 228V227H209ZM134 229V228H133ZM205 229H203V230H205ZM227 229V228H226ZM240 229V228H239ZM176 230V229H175ZM178 230V229H177ZM203 230H201L202 231V234H204V231ZM207 230H209V229H207ZM219 230H220V228H219ZM210 231V230H209ZM215 231V230H214ZM230 231V230H229ZM177 232V231H176ZM179 232V231H178ZM206 232V231H205ZM219 232V231H218ZM207 233V232H206ZM209 233V232H208ZM211 233H213V232H211ZM223 233H224V231H223ZM229 233V232H228ZM235 233V232H234ZM240 233V232H239ZM245 233V232H244ZM214 234V233H213ZM236 234V233H235ZM199 235V236H198ZM207 235V234H206ZM149 236V235H148ZM203 236V235H202ZM209 236V235H208ZM210 236H212L211 234H210ZM214 236V235H213ZM226 236V235H225ZM250 236V235H249ZM150 237V236H149ZM229 237V236H228ZM207 238V237H206ZM202 239V238H201ZM205 239V238H204ZM202 241H204L203 239H202ZM205 241H207V240H205ZM219 241V240H218ZM234 241V240H233ZM217 242V241H216ZM232 242V241H231ZM239 242V241H238ZM241 242V241H240ZM176 244V245H173V244ZM218 243V242H217ZM223 243V242H222ZM226 243V242H225ZM227 243H228V241H227ZM203 244H205V243H202V245ZM205 246V245H204ZM209 246V245H208ZM220 246V245H219ZM229 246V245H228ZM205 247H207V245L205 246ZM210 247V246H209ZM236 247H237V245H236ZM139 248V247H138ZM147 248V247H146ZM145 248V249H146ZM152 248V247H151ZM222 248V247H221ZM228 248V247H227ZM234 248V247H233ZM205 249H207L206 251L207 252H209L210 250H209V248L207 247V248H205ZM218 249V248H217ZM232 249V248H231ZM62 250V249H61ZM130 250V249H129ZM154 250V249H153ZM223 251V250H222ZM221 251V252H222ZM153 252V251H152ZM160 252V251H159ZM204 253L203 254V256L201 257L202 258V262H200V264H225L223 261H221V259H220V257H219V259L217 260V258L215 259V257L213 256V255H215V254H213L212 256L210 255V253ZM163 253V252H162ZM212 253V252H211ZM59 254V253H58ZM61 254H63V253H61ZM145 254V253H144ZM165 254H166V252H165ZM235 254V253H234ZM245 254V253H244ZM255 254V253H254ZM150 255V254H149ZM168 255H166V256H168ZM230 255V254H229ZM154 256V255H153ZM165 256V257H166ZM201 256V255H200ZM215 256H218V255H215ZM240 256V255H239ZM155 257H157V256H155ZM154 257V258H155ZM58 258H60V257H58ZM63 258V257H62ZM125 259V258H124ZM226 259V258H225ZM259 259V258H258ZM237 260V259H236ZM229 261V260H228ZM238 262V261H237ZM236 262V263H237ZM238 263H240V261L238 262ZM243 263V262H242ZM242 263H240V264H242ZM195 264H196V262H195ZM199 264V263H198Z\"/></svg>",
  "mask_w": 264,
  "mask_h": 264
},
{
  "label": "built area",
  "instance_id": "obj_3",
  "mask_svg": "<svg viewBox=\"0 0 264 264\" xmlns=\"http://www.w3.org/2000/svg\"><path fill=\"white\" fill-rule=\"evenodd\" d=\"M96 164H97L98 167H99V165L109 167V164H110V163H108L104 157L100 156V157L96 160ZM98 169H99V168H98ZM100 178H102V176L100 175V173H97L96 176H95V179H94L93 184L95 185V184L99 183V182L101 181Z\"/></svg>",
  "mask_w": 264,
  "mask_h": 264
},
{
  "label": "crops",
  "instance_id": "obj_4",
  "mask_svg": "<svg viewBox=\"0 0 264 264\" xmlns=\"http://www.w3.org/2000/svg\"><path fill=\"white\" fill-rule=\"evenodd\" d=\"M69 155H71V153Z\"/></svg>",
  "mask_w": 264,
  "mask_h": 264
}]
</instances>
